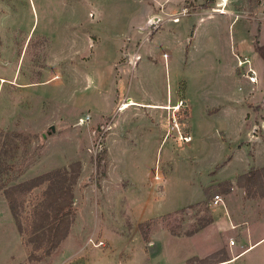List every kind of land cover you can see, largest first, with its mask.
<instances>
[{
    "label": "rangeland",
    "instance_id": "obj_1",
    "mask_svg": "<svg viewBox=\"0 0 264 264\" xmlns=\"http://www.w3.org/2000/svg\"><path fill=\"white\" fill-rule=\"evenodd\" d=\"M0 27L13 35L0 33V185L78 163L71 222L47 254L28 242L45 184L13 194L20 231L0 189L24 263H202L212 240L182 236L210 220L209 199L230 186L214 178L247 129L264 142V0H0ZM247 65L257 83L239 91ZM263 245L229 264H263Z\"/></svg>",
    "mask_w": 264,
    "mask_h": 264
},
{
    "label": "crops",
    "instance_id": "obj_2",
    "mask_svg": "<svg viewBox=\"0 0 264 264\" xmlns=\"http://www.w3.org/2000/svg\"><path fill=\"white\" fill-rule=\"evenodd\" d=\"M223 12L225 13V11ZM151 13L152 12L150 10H146L143 12L142 17L148 18L151 15ZM191 13L196 14L198 16V19H200L203 15H205V13H203L202 11H194ZM226 13L227 15H230L228 12ZM141 21L142 20L140 19L139 25L141 24L140 23ZM139 25L137 23L136 29L140 28ZM0 33L2 37L4 36L6 41L8 40V38H11L13 36V35L8 36V34H5V31L1 27H0ZM128 39L131 42L130 44L136 41L135 38L128 37ZM8 64L9 67L7 66L8 69L7 72H9L8 76L10 77L13 72V61L11 62L8 61ZM1 69L4 70L3 68ZM16 78L18 79L19 76L17 77L16 75ZM21 81L23 82V80ZM240 85L242 87L244 85L250 86V84L247 83L244 79H239V84L237 85V90L242 91V87ZM35 86H37V83L31 82L28 83V86L26 87H29L30 89H34ZM127 99L130 100L129 97H127ZM133 103L135 102L134 101L132 102L131 100L128 103H125V105L123 104V106ZM158 106H162V105H158ZM124 109H120L119 107L116 111L120 112ZM116 111H114V109L113 111H111V109H104V108L102 109V112L109 114H114V112ZM158 119L161 120L158 122L162 123L163 120L162 113H160ZM111 120H112L111 124L114 128L115 121H113L114 120L113 115ZM253 128L254 125L250 126V128L247 129L246 140H242L237 143V147L235 151L236 153L235 154L232 153L230 157L226 158L225 163L221 167V168L223 167L227 168L226 174L220 178L217 179L214 178L215 179L214 181L217 182L223 180L227 182L230 186L228 190L223 194L214 193L219 195L221 202H218L214 205L210 203L212 196L214 194L209 199L207 204L210 206L211 209L210 220L206 222L204 225L200 226L197 230L193 231L192 233L182 236L185 238H189L192 235L198 234V235L208 236L209 240H212L211 243L214 244L211 246V248H207L206 250H204V252H200L198 255H194L200 261L204 260L206 256L214 252H217L219 250L223 251V254H220L224 256L222 259L213 262H202L200 264H222V263L229 264L232 262H236L240 258L245 257L247 259L248 257L249 258L251 257V252L255 248L264 244V196L247 197L245 195L244 188L239 187L236 184V179L239 175L245 174L249 170L257 169L264 166V142L261 141L260 138L255 133H250L251 129ZM111 132L112 130L109 133ZM203 199H204V193L202 191L201 198H199L198 201H201ZM0 223H1V229H4V231L9 233L8 250L0 251V264H25L24 263L25 250L19 243L18 235L16 234V231L14 230L12 223H10L8 215H6V217L3 218L2 216H0ZM256 223L259 226L260 225L262 226L259 227L256 225ZM6 232H3V234L5 235ZM221 237H226V244L221 240ZM230 237H234L235 239L232 244H230V240H229ZM221 245H223V247H221ZM261 251H262L261 252V256H262V254H264V245L262 246ZM262 260H263L262 263L264 264V258H262ZM55 264H61V262Z\"/></svg>",
    "mask_w": 264,
    "mask_h": 264
},
{
    "label": "trees",
    "instance_id": "obj_3",
    "mask_svg": "<svg viewBox=\"0 0 264 264\" xmlns=\"http://www.w3.org/2000/svg\"><path fill=\"white\" fill-rule=\"evenodd\" d=\"M256 50L258 51V55L264 60V45L257 46ZM73 164L68 166L69 169L67 166L61 167L36 175L13 186L5 187V185H0L1 192L7 201V206L16 224V228L20 231L17 217V201L13 194L25 192L35 186L45 184L40 207L33 213L31 220L30 231L33 237L28 238L31 247L35 249L43 246V252L45 254L55 248L59 241L66 235L71 222L70 219L73 213L71 207L73 197L72 185L78 174V163H75V166ZM262 171H264V166L259 169L249 170L245 174L237 177L236 184L244 188L247 196H264V190H259L260 184L256 182ZM256 187L258 189L254 191ZM192 232L190 231L189 233ZM201 261L206 262L205 259Z\"/></svg>",
    "mask_w": 264,
    "mask_h": 264
},
{
    "label": "built area",
    "instance_id": "obj_4",
    "mask_svg": "<svg viewBox=\"0 0 264 264\" xmlns=\"http://www.w3.org/2000/svg\"><path fill=\"white\" fill-rule=\"evenodd\" d=\"M177 19H178L177 17L172 18V21L176 22ZM239 62H242L241 64H239V65H242V64H248L249 61H248L247 58L240 60L238 57H236V64L238 65ZM241 77L247 83H249L250 85H253V84L257 83V76H256V73H255V70L250 65L245 66L243 72L241 73ZM87 121H89V115L88 114H84L82 117H78L77 118L76 124H82V123L87 122ZM254 132H255V129L254 128L251 129L250 133H254ZM181 139L186 141L188 139V136H184ZM218 202H221V199H220L219 195L214 194L212 196V199H211L210 203L214 205V204H216Z\"/></svg>",
    "mask_w": 264,
    "mask_h": 264
},
{
    "label": "bare ground",
    "instance_id": "obj_5",
    "mask_svg": "<svg viewBox=\"0 0 264 264\" xmlns=\"http://www.w3.org/2000/svg\"><path fill=\"white\" fill-rule=\"evenodd\" d=\"M241 63H242V62H239L238 65L241 64ZM177 106H178V105H177ZM177 106H175L174 109H177ZM232 243H233V242L230 241V244H232Z\"/></svg>",
    "mask_w": 264,
    "mask_h": 264
}]
</instances>
